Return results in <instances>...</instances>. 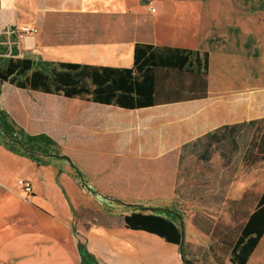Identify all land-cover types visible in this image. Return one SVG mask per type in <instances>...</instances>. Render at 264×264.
Masks as SVG:
<instances>
[{"label": "crops", "instance_id": "obj_1", "mask_svg": "<svg viewBox=\"0 0 264 264\" xmlns=\"http://www.w3.org/2000/svg\"><path fill=\"white\" fill-rule=\"evenodd\" d=\"M187 2L196 7L201 1L0 0L5 51L0 65L9 57L31 59L33 68L49 76L65 71L63 89L94 90L98 80L104 82L102 90L111 85L121 98L125 92L114 89L113 82L126 78L130 83L123 69L134 67L136 43L146 42L208 52L210 74L211 60L222 48H213L199 25H187ZM199 13L194 12L196 19ZM221 55L227 57L224 51ZM61 63L81 66L68 69ZM254 86L223 89L209 77L206 98L123 106L97 101L93 93L68 96L64 90L47 92L0 80V107L26 133L49 135L61 151L37 161L0 144V264H117L113 257L118 264H179L178 244L125 226L124 216L132 211L125 212L119 226L95 224L88 217L105 206V195H112L106 200L169 207L176 200L183 153L187 162H202L195 191L212 195L206 209L219 210L217 217L228 224V212L252 203L254 209L264 191V184L256 188L254 180L264 159L245 160L255 128L242 143L234 128L264 118V91ZM150 163L174 164L161 174L158 166L148 169ZM161 176L169 178L162 186ZM20 178L32 182V193L18 185ZM187 227L188 242L212 241L211 228L205 231L191 222ZM224 264L233 263L227 258ZM245 264H264V234Z\"/></svg>", "mask_w": 264, "mask_h": 264}, {"label": "trees", "instance_id": "obj_2", "mask_svg": "<svg viewBox=\"0 0 264 264\" xmlns=\"http://www.w3.org/2000/svg\"><path fill=\"white\" fill-rule=\"evenodd\" d=\"M13 53L16 51L12 49ZM3 52L4 49H3ZM61 66L79 68L77 63H61ZM32 69L30 76L24 78L27 71ZM129 73L130 83L126 78L114 81V89L125 92L123 97H116L109 87L102 90L100 86L103 81H96L97 87L93 90L80 88L73 91L63 89L61 84L65 82L63 74L65 71L55 70L54 75L49 76L40 67L33 68L31 59H19L9 57L2 68L0 65V80L7 81L19 87H31L47 92L64 90L68 96L81 95L82 93H93V99L113 102L116 100L123 106H145L160 103L185 101L203 98L208 95L209 89V53L201 55L198 50L178 48L171 46H156L152 43L137 42L135 46V65L131 69H123ZM135 72V73H133ZM175 74L173 79H169ZM11 76V77H10ZM187 77V79L185 78ZM104 89V88H103ZM176 93L166 95L171 90ZM187 91V94L184 92ZM107 95L104 96L103 93ZM136 94V103L133 102ZM129 94V95H127ZM140 97H143L140 100ZM248 125L249 128L243 129ZM236 133L239 132V142H245L250 138L247 147L246 161L256 163L264 159V118L254 119L248 123L242 122L234 125ZM240 129V131H239ZM249 129V132H248ZM0 143L9 150L29 156L37 161L43 157L42 154L59 153L56 142L46 133L28 134L19 127L4 109H0ZM183 151H186V147ZM186 160V155L181 156V163ZM243 221H239V234L229 252V260L233 264H245L264 234V191L257 198V204ZM167 214L146 212L141 209L133 210L124 216L125 226L130 229H141L155 233L166 241L180 244L182 232L177 221L170 216V207L163 208ZM223 240H226L225 238ZM227 241V240H226ZM218 242V241H217ZM218 245V244H217ZM213 248V246H211ZM184 254L186 250L183 246ZM187 261V257H185ZM217 264H224L225 258L215 253Z\"/></svg>", "mask_w": 264, "mask_h": 264}, {"label": "rangeland", "instance_id": "obj_3", "mask_svg": "<svg viewBox=\"0 0 264 264\" xmlns=\"http://www.w3.org/2000/svg\"><path fill=\"white\" fill-rule=\"evenodd\" d=\"M200 1L196 7L192 3L187 2V16L190 17L187 25L191 28L199 25L204 33L203 36L211 37L212 47L222 48V51L227 53V57L224 59L220 50L211 60L209 77L212 85L215 87L222 86L223 89L237 88L244 91L249 84L254 83V91H264V0ZM198 11H200L199 18L196 19L194 12ZM173 35L178 37V33ZM3 49L4 46L0 43V63L3 59V56H1ZM174 76L175 74H171L168 80L173 79ZM185 78L187 79V77ZM173 93H176L174 89L166 93V95ZM184 94H187V91ZM1 99L2 97H0V102ZM4 107H6V104ZM262 109L264 111V105ZM201 163L199 159H193L192 162H187L186 159L178 165L177 196L175 202L169 205L171 208L170 216L177 221V225L185 233L183 246L186 250L185 256L189 261L186 258L182 259L180 245L178 244L176 248L179 260L177 263L179 264H217L215 253L219 257L225 258L226 261L229 258L231 247L239 234L238 220L240 222L243 221V218L254 210L255 203H252L250 208L228 212V215H230L228 224L223 217H217L219 210L206 209L209 204V197L212 195L195 191V186L200 183V179L196 177L203 170ZM173 164L166 166L165 163H150V168L148 169L158 166L159 172L163 174L164 171H171ZM147 165L148 163L144 165L145 168ZM212 168L213 170L216 169L215 161L212 162ZM187 170L189 172L188 176ZM259 172L261 173L254 179L256 188L264 184V176L261 175L264 174V169L261 168ZM168 179L161 176L159 178L161 186L163 183L166 184L169 181ZM105 196V206L97 208V210L93 211V215L88 217L95 224L111 223L113 226L122 225L125 212L136 209L167 214V210H162L163 208L148 209L147 206H141V204L136 203L128 205L118 199L106 200L112 195ZM149 207L154 208V206ZM188 222L205 231L211 228L212 241L202 243L188 242ZM215 223L217 224L215 225ZM224 238L227 241L223 240ZM113 246V249L118 250L120 248L118 243H114ZM114 261L118 264V258L113 257L112 262Z\"/></svg>", "mask_w": 264, "mask_h": 264}, {"label": "built area", "instance_id": "obj_4", "mask_svg": "<svg viewBox=\"0 0 264 264\" xmlns=\"http://www.w3.org/2000/svg\"><path fill=\"white\" fill-rule=\"evenodd\" d=\"M152 11H155V8L152 7L151 8ZM23 31H25L26 33H37L38 29L36 28H23ZM44 156V155H42ZM18 185L28 194L33 192V184L30 180L25 179V178H20L18 179ZM90 188V186H89Z\"/></svg>", "mask_w": 264, "mask_h": 264}, {"label": "water", "instance_id": "obj_5", "mask_svg": "<svg viewBox=\"0 0 264 264\" xmlns=\"http://www.w3.org/2000/svg\"><path fill=\"white\" fill-rule=\"evenodd\" d=\"M44 156H58L57 154L55 153H49V154H42ZM124 204H128L129 205V202L128 203H124ZM148 209H158L156 207L152 208V207H149L147 206ZM181 232H182V238H181V242H180V254H181V257L182 259L184 260L185 259V254H184V251H183V245H184V240H185V233H184V230L181 228Z\"/></svg>", "mask_w": 264, "mask_h": 264}]
</instances>
